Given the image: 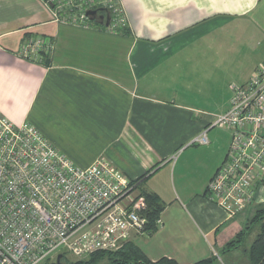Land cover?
Here are the masks:
<instances>
[{"label":"crops","instance_id":"obj_1","mask_svg":"<svg viewBox=\"0 0 264 264\" xmlns=\"http://www.w3.org/2000/svg\"><path fill=\"white\" fill-rule=\"evenodd\" d=\"M120 1L128 29L110 32L58 24L42 0H0V111L80 167L105 157L143 176L164 207L157 230L132 240L152 261L195 264L264 205V184L235 216L207 199L231 142L209 125L264 63V0ZM38 36L54 41L43 63L18 54ZM206 129V144L191 143Z\"/></svg>","mask_w":264,"mask_h":264},{"label":"built area","instance_id":"obj_2","mask_svg":"<svg viewBox=\"0 0 264 264\" xmlns=\"http://www.w3.org/2000/svg\"><path fill=\"white\" fill-rule=\"evenodd\" d=\"M42 1L58 24L89 28L104 9L108 31L128 25L120 0ZM53 49L50 37L38 36L18 54L43 63ZM231 89L229 109L209 125L231 130V142L207 194L230 217L252 204L264 184V63ZM206 131L191 143L206 144ZM138 187L105 157L78 166L34 125H16L0 111V264H44L63 252L84 259L118 250L146 234L148 202Z\"/></svg>","mask_w":264,"mask_h":264},{"label":"trees","instance_id":"obj_3","mask_svg":"<svg viewBox=\"0 0 264 264\" xmlns=\"http://www.w3.org/2000/svg\"><path fill=\"white\" fill-rule=\"evenodd\" d=\"M106 11L102 9L100 14L105 15ZM100 21V19H94L93 21ZM106 26L105 24H103ZM127 26L122 30L126 31ZM121 30V31H122ZM49 56V55H48ZM45 56V60L48 58ZM141 178L135 179L138 183ZM140 183V182H139ZM138 183V186H139ZM139 188V187H138ZM139 191L146 197L148 202V208L144 212L147 223L145 227L146 235L153 234L157 228V221L160 219V213L163 210V203L161 202L159 196L153 192H147L146 190L140 189ZM257 228L258 231L250 243V245L245 249L248 253L250 264H264V205L260 206L255 212L252 219L244 226V228L239 231L235 237L224 244L218 255H213L212 257L196 262L195 264H215L216 260L222 253L231 252L235 249L244 246L248 237L252 234L254 229ZM64 258H67L68 254L63 252ZM50 261L44 264H55V262ZM66 264H178L174 259L163 257L157 261L150 260L141 248L133 241L129 240L121 248L116 251H98L93 253L87 258L77 259L74 261H69L67 259ZM236 264V263H234Z\"/></svg>","mask_w":264,"mask_h":264},{"label":"rangeland","instance_id":"obj_4","mask_svg":"<svg viewBox=\"0 0 264 264\" xmlns=\"http://www.w3.org/2000/svg\"><path fill=\"white\" fill-rule=\"evenodd\" d=\"M258 229L255 228V230L252 232V234L248 237L246 240L244 246H241L237 250L231 251V252H226L222 253L220 257L216 260L215 264H232V262H235L237 264H250L249 256L248 253L245 251V249L250 245V243L253 241ZM222 247H217L216 248V254L221 251ZM67 259L69 261H74L77 260L76 258L68 255L67 258H62L61 259V264H66ZM55 262L56 264V257L50 260L49 263Z\"/></svg>","mask_w":264,"mask_h":264},{"label":"water","instance_id":"obj_5","mask_svg":"<svg viewBox=\"0 0 264 264\" xmlns=\"http://www.w3.org/2000/svg\"><path fill=\"white\" fill-rule=\"evenodd\" d=\"M89 14H91L94 18L97 17L98 11L97 10H92L89 11ZM99 19L101 20L102 23H104L106 26L109 24V15L105 16L104 14L99 15ZM64 258L63 253H59L56 258V264H61V259Z\"/></svg>","mask_w":264,"mask_h":264}]
</instances>
